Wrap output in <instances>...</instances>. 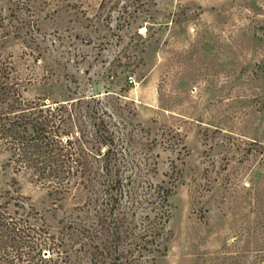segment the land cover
<instances>
[{
	"label": "rangeland",
	"instance_id": "1",
	"mask_svg": "<svg viewBox=\"0 0 264 264\" xmlns=\"http://www.w3.org/2000/svg\"><path fill=\"white\" fill-rule=\"evenodd\" d=\"M7 62L109 152L55 193L0 147L12 208L62 243L51 264H264V0H0Z\"/></svg>",
	"mask_w": 264,
	"mask_h": 264
},
{
	"label": "trees",
	"instance_id": "2",
	"mask_svg": "<svg viewBox=\"0 0 264 264\" xmlns=\"http://www.w3.org/2000/svg\"><path fill=\"white\" fill-rule=\"evenodd\" d=\"M18 77L10 63H0V147L10 153L17 169H25L33 179L55 193H66L74 187L85 190L96 174L91 167L93 159H103L109 153L92 149L100 131L95 129L98 124L93 123L90 136L82 129L78 135L71 129L73 125L78 126L77 113L72 108L63 103L45 102L43 98L25 99L22 95L25 81ZM95 135L96 141L92 145ZM101 170L103 174L111 175L108 167ZM118 183L116 179L115 184L105 190L109 196V209L96 215L99 230L106 237L100 247L108 254H111V248L107 242L115 233L112 227L115 221L109 223L107 220L120 206L111 190L116 189ZM12 198L0 189V264H51L54 259H46L44 249L59 253L61 241L44 225L33 224L29 212L13 209V205L21 206L13 203ZM81 233L86 236L88 229L83 227Z\"/></svg>",
	"mask_w": 264,
	"mask_h": 264
},
{
	"label": "built area",
	"instance_id": "3",
	"mask_svg": "<svg viewBox=\"0 0 264 264\" xmlns=\"http://www.w3.org/2000/svg\"><path fill=\"white\" fill-rule=\"evenodd\" d=\"M129 81L130 82H134V77L133 76H129Z\"/></svg>",
	"mask_w": 264,
	"mask_h": 264
}]
</instances>
